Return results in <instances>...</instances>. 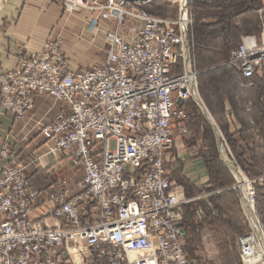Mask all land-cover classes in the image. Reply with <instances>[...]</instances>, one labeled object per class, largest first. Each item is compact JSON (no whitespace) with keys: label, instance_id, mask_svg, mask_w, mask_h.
<instances>
[{"label":"built area","instance_id":"2783aa9c","mask_svg":"<svg viewBox=\"0 0 264 264\" xmlns=\"http://www.w3.org/2000/svg\"><path fill=\"white\" fill-rule=\"evenodd\" d=\"M58 1L68 12L92 14L106 55L70 71L59 41L49 39L36 53L22 45L17 66L0 70V109L17 119L35 96L62 104L54 120L39 124L45 152L26 165L0 143V264H61L70 248L82 264H200L185 250L182 207L191 200L173 177L170 155L173 124L187 118L185 105L197 93L189 0H177L171 18L127 0ZM226 64L264 79V21L258 34L241 37ZM46 156L66 161L74 179L32 187L25 166L47 170ZM247 178L245 192L238 190L248 223L239 256L242 264H264L256 187L264 175Z\"/></svg>","mask_w":264,"mask_h":264},{"label":"rangeland","instance_id":"374dc122","mask_svg":"<svg viewBox=\"0 0 264 264\" xmlns=\"http://www.w3.org/2000/svg\"><path fill=\"white\" fill-rule=\"evenodd\" d=\"M0 3L2 5L4 0H0ZM178 5L177 0H157L152 4L146 3L143 7L147 6L148 11L171 18L177 15ZM187 8H189L192 20L193 68L199 76L196 98L205 106L215 122V118L221 119L226 135L216 122L221 132L220 140L226 154L237 163L231 147L251 144V142L244 143L239 133L243 130L244 134H242L246 138L252 137V133L249 128L246 129L249 124L242 122L240 109L242 87L239 76L233 70L222 66L226 64L234 47L240 44L242 36L260 32L264 21V0H189ZM196 37H198V43L200 42L199 45L196 44ZM193 102L198 106L195 99ZM190 108L193 115L190 121L191 128L187 129L184 134L182 133L183 127L175 125L172 132L174 141L179 138L178 136L182 137L186 148L201 158V168H203L200 176L203 178L202 180L198 178L199 181L196 184L190 180L182 184L176 179L175 172L173 173L177 183L182 186L184 195L188 196L187 191L190 193L189 197H185L194 201L193 211H191L192 226L189 228L191 231L186 237L184 236L185 250L200 264H242L238 262L236 240L241 228H248L244 209L242 204L240 208L236 205V198L233 194H225L220 198L216 196V193L223 190H233L232 187L237 182L230 186H222V184L229 183L231 177L230 171L221 161L215 131L199 106L197 110L192 105ZM10 115L15 120H19L12 114ZM186 120H189L188 116ZM255 120L258 121V133H260L262 132L263 115L259 114ZM230 121L238 123V128L234 126V130H231ZM258 133L259 139L255 145L259 160L257 173L264 171V146H262L264 139L261 140V135ZM0 143L9 144L4 139L0 140ZM60 159L66 158L62 156ZM230 164L238 170L234 163V165ZM28 166H25V172ZM172 166L175 168L177 164L174 163ZM238 167L246 177V171L239 164ZM261 183L262 186L257 183L256 187L258 212L262 218L264 217V181ZM213 200L216 201V205L210 202Z\"/></svg>","mask_w":264,"mask_h":264},{"label":"crops","instance_id":"0c3cea01","mask_svg":"<svg viewBox=\"0 0 264 264\" xmlns=\"http://www.w3.org/2000/svg\"><path fill=\"white\" fill-rule=\"evenodd\" d=\"M91 16L88 11L68 12L58 0H4L2 5L0 3V70L8 71L17 66L22 45L27 46L28 52L36 53L41 51L49 39L59 41L70 71L101 64L105 59L107 44L104 33L91 26ZM240 81L242 122L248 123L246 129L249 128L252 134L257 135L258 121L255 117L259 114L261 116L264 111L259 100L264 94V79L259 76L251 79L241 77ZM61 107L62 104L50 96H35L33 108L22 120H15L10 113L0 109V140L7 141L12 146L13 154L26 165L31 158L45 152V139L39 133V124L54 120ZM185 109L191 118L173 124V129L175 125L183 127L184 134L191 128L190 121L193 119L190 106L185 105ZM238 125L230 121L231 130H234V126L238 128ZM178 137L175 141L172 137L170 151L172 162L177 164L175 175L178 173L196 184L203 178L200 177L203 172L201 158L187 149L183 138ZM248 148L251 149V144ZM43 161L48 165L47 170L38 163L26 168L32 187L50 190L52 181L58 176L74 179L73 168L66 161L54 164L53 159L47 156ZM62 252L64 261L61 264H72L66 252Z\"/></svg>","mask_w":264,"mask_h":264},{"label":"trees","instance_id":"16d2710c","mask_svg":"<svg viewBox=\"0 0 264 264\" xmlns=\"http://www.w3.org/2000/svg\"><path fill=\"white\" fill-rule=\"evenodd\" d=\"M155 1H157V0H155ZM155 1H152V2H150L151 4L152 3H154ZM149 6V5H148ZM143 7V6H142ZM146 7L147 6H144L143 8L149 13V14H151V15H155V16H160V17H168L167 15H159V14H156V13H152L151 11H148V9H146ZM257 33H259V31L257 32ZM196 39V44H198L199 45V43H198V37H196L195 38ZM200 40V39H199ZM193 44H194V46H195V42H194V38H193ZM234 49H235V47H234ZM230 55V54H229ZM228 59H229V57H228ZM228 59L226 60V61H228ZM223 68H225V69H231V70H233L235 73H236V75L237 76H239V79H241V77H243L240 73H238L233 67H231V66H228V65H223L222 66ZM254 78V77H253ZM247 79H251V78H247ZM197 83H198V88H199V76H198V78H197ZM262 96H264V94L262 95ZM260 97V105L263 107V109H264V97ZM193 106V108L195 109V110H197V109H199L198 108V106L193 102V100L191 99V100H189L187 103H186V106ZM210 110V109H209ZM211 112V111H210ZM262 114L261 115H263V121L261 122V131L262 132H260V133H258V134H260L261 135V140H263L264 139V111L263 112H261ZM213 116H214V114L213 113H211ZM187 115H188V119H190L191 118V115L187 112ZM215 118V117H214ZM215 120H216V122H217V124L221 127V130L223 131V134H225L226 135V133L224 132V127H223V124H222V121H221V119L219 118V119H216L215 118ZM258 129V128H257ZM244 132H243V130H242V132H240L239 133V137H240V139L244 142V143H249V142H251V149H249L248 148V145H245V147L244 148H242L241 146H237V147H231V150H232V153H233V155L235 156V159H236V161H237V163L246 171V174L249 176V177H251V178H254V177H259V176H261L262 174H264V171H262V172H259V173H257V171H258V156H257V147L255 146L257 143H256V141H258V139H259V137H258V135H254V134H252V137H248V138H246V136L244 137ZM252 133V132H251ZM235 135H233V137H234ZM254 138H256L255 140H254ZM262 146H264V144L262 145ZM257 156V158H256V156ZM229 172V171H228ZM229 174H230V177H231V181L229 182V183H225V184H222V186L223 187H225V186H230V185H232V184H234L235 183V180H234V178H233V176L231 175V173L229 172ZM175 177H176V179L178 180V181H180L182 184H185L187 181H186V179L184 178V177H182V176H180L178 173H177V175H175ZM219 177H217V179H218ZM225 194H233L234 196H235V198H236V205L240 208V201H239V191L238 190H223L222 192H220V193H216V196L217 197H222V196H224ZM187 195L188 196H186V197H189L190 196V193H188V191H187ZM211 203H213V204H215L216 205V201H210ZM192 203H194V201H191V202H189V203H187V204H185L183 207H182V212H183V221H182V227H183V229H184V236L186 237L187 236V234L188 233H190V231H191V229H189L191 226H192V215H191V211H193V207H192ZM247 230H248V228H245V227H242L241 228V232H239V234H238V236H240V235H242V234H244V233H246L247 232ZM238 236H237V250H238V253H237V258H238V262L239 263H241V259H240V256H239V246H238ZM191 257V256H190ZM193 258V257H192Z\"/></svg>","mask_w":264,"mask_h":264},{"label":"bare ground","instance_id":"6f19581e","mask_svg":"<svg viewBox=\"0 0 264 264\" xmlns=\"http://www.w3.org/2000/svg\"><path fill=\"white\" fill-rule=\"evenodd\" d=\"M181 1V5H186L187 4V0H179ZM151 15V14H150ZM155 16V15H153ZM184 17V14L182 15ZM156 17H160V16H156ZM161 18H165V17H161ZM191 46H192V41H191ZM40 52V51H39ZM227 63V62H226ZM227 65V64H225ZM229 66V65H228ZM197 89H198V84H197ZM196 95L198 96V94L196 93L195 96L193 97L194 99H196L197 101V104L198 106L200 107L202 113L205 115L206 119L208 121H210V124L212 125L214 131H215V134L216 136H220V139H221V132L216 124V122L213 120V117L209 114L208 110L205 108V106H203V104L196 98ZM186 110V109H185ZM187 113V111H186ZM187 119V118H186ZM185 119V120H186ZM184 120V121H185ZM214 124V126H213ZM222 143V142H221ZM223 145V144H222ZM172 150V149H171ZM170 150V151H171ZM221 151L223 152V149L221 148ZM225 159L227 160V158L225 157ZM230 165V168H231V171L232 173L234 174L235 178H236V182L237 184L234 185L232 188H239L238 190H242V192L244 193L245 190L247 189V184H248V178L247 176L245 177V175L243 174L242 171H240L239 169H234L232 167V165L229 163ZM247 206V214L250 215V219L252 220V222H254L255 224V219L253 218V214H252V211H251V206L246 204ZM259 242L261 244V247L264 251V236L261 234H259ZM66 254L68 255V258L70 259L71 263L72 264H82V261H83V257L80 255V253H78V251H76L74 248H70L69 249V253L66 252ZM250 262H253L252 260H250Z\"/></svg>","mask_w":264,"mask_h":264},{"label":"water","instance_id":"95a60500","mask_svg":"<svg viewBox=\"0 0 264 264\" xmlns=\"http://www.w3.org/2000/svg\"><path fill=\"white\" fill-rule=\"evenodd\" d=\"M129 2H132V3H137L139 5H144L146 3H149V2H152V1H155V0H127ZM92 26V25H91ZM199 100V99H198ZM200 101V100H199ZM197 103V101H196ZM200 108V107H199ZM210 122V121H209ZM212 124V123H211ZM214 126V124H213ZM216 136V135H215ZM216 144H217V149L219 151V154H220V157H221V161L224 163V165L227 167V169L231 172V174L233 175L234 177V174L232 173L231 171V168H230V165L229 163H232L233 164V161L231 160V158L226 154L225 152V149L223 148V145L221 143V140H220V136H216ZM221 148L223 149V152L221 151ZM225 157L227 158V160L225 159ZM234 165V164H233ZM235 178V177H234ZM243 202L245 203L244 199H243ZM246 205V204H245ZM183 232V230H182Z\"/></svg>","mask_w":264,"mask_h":264}]
</instances>
